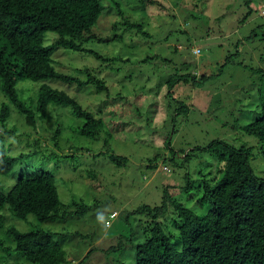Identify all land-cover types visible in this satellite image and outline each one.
<instances>
[{"label": "rangeland", "instance_id": "obj_1", "mask_svg": "<svg viewBox=\"0 0 264 264\" xmlns=\"http://www.w3.org/2000/svg\"><path fill=\"white\" fill-rule=\"evenodd\" d=\"M116 1L119 8L101 0L103 13L91 29L96 38L82 44L108 61L62 47L51 56L57 72L80 81L89 72L107 90L57 80L17 86L31 108L42 84L63 91L100 118L102 128L93 138L82 135L84 121L68 105L51 104L45 116L36 113L34 127L11 110L0 126V153L28 157L0 175V190L7 192L22 174L47 171L61 204L76 203L70 208L76 213L61 222H39L32 215L16 219L4 206L0 264H32L12 250L5 235L9 227L53 233L67 264L85 256V264L133 263L149 224L136 209L160 206L167 191L199 217L208 211L206 203H198L200 185L218 180L223 164L196 148L215 140L250 148L248 162L264 179L259 142L243 131L264 104V17L259 13L264 0ZM54 40L53 33L44 35L46 45ZM171 211L158 221L176 245Z\"/></svg>", "mask_w": 264, "mask_h": 264}, {"label": "trees", "instance_id": "obj_2", "mask_svg": "<svg viewBox=\"0 0 264 264\" xmlns=\"http://www.w3.org/2000/svg\"><path fill=\"white\" fill-rule=\"evenodd\" d=\"M111 2L119 8L116 0ZM103 10L101 0H0V126L7 122L12 109L34 127L36 113L45 116L51 104L68 105L84 121L79 132L92 138L98 135L101 119L84 110L65 92L42 84L35 99L30 100V104H35L31 108L20 98L17 86L24 81L57 80L79 87L92 85L97 92L107 90L104 81L89 72L85 73L84 81L57 72L51 58L62 47L108 61L82 47L84 42L96 38L91 29ZM46 33L55 36L49 45L44 43ZM187 77L181 80L186 82ZM172 85L173 82L169 84ZM243 131L257 138L264 160V104L257 119L244 126ZM3 133L0 131L1 137ZM196 149L210 152L223 164L218 180L213 183L203 180L200 185L202 196L198 203H206L208 211L199 217L173 200L167 191L160 206L136 209V213L149 218V224L142 234L143 240L135 246L131 264H264V179L254 175L248 162L250 148L236 149L215 140ZM26 157L28 154L0 153V175L10 174L13 166ZM111 159L117 163L125 160ZM75 205L61 204L54 176L47 171L22 174L7 192L0 190V209L8 206L19 220L32 215L39 222H61L76 213L70 210ZM169 207L176 219V245L158 221ZM5 235L13 244L12 250L29 263L67 264L66 253L51 232H20L9 227ZM87 257L77 264H85Z\"/></svg>", "mask_w": 264, "mask_h": 264}, {"label": "built area", "instance_id": "obj_3", "mask_svg": "<svg viewBox=\"0 0 264 264\" xmlns=\"http://www.w3.org/2000/svg\"><path fill=\"white\" fill-rule=\"evenodd\" d=\"M259 13H260V15L262 17H264V4L261 5V8H260V12ZM194 53L198 54L199 53V50H196ZM164 170H167V169L165 168ZM115 215H116L115 213L111 214L110 215V218H114ZM106 225H109V223L107 222Z\"/></svg>", "mask_w": 264, "mask_h": 264}, {"label": "crops", "instance_id": "obj_4", "mask_svg": "<svg viewBox=\"0 0 264 264\" xmlns=\"http://www.w3.org/2000/svg\"><path fill=\"white\" fill-rule=\"evenodd\" d=\"M262 4H264V2H262Z\"/></svg>", "mask_w": 264, "mask_h": 264}]
</instances>
